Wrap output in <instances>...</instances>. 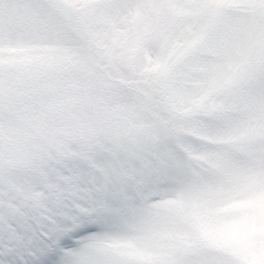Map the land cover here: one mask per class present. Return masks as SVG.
Masks as SVG:
<instances>
[{"label":"snow or ice","instance_id":"snow-or-ice-1","mask_svg":"<svg viewBox=\"0 0 264 264\" xmlns=\"http://www.w3.org/2000/svg\"><path fill=\"white\" fill-rule=\"evenodd\" d=\"M0 264H264V0H0Z\"/></svg>","mask_w":264,"mask_h":264}]
</instances>
